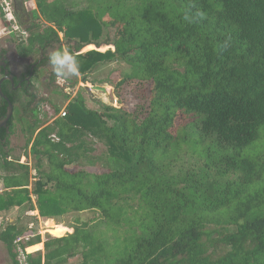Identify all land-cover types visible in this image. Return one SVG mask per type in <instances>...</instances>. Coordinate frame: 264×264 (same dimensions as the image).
<instances>
[{"label": "trees", "instance_id": "trees-1", "mask_svg": "<svg viewBox=\"0 0 264 264\" xmlns=\"http://www.w3.org/2000/svg\"><path fill=\"white\" fill-rule=\"evenodd\" d=\"M63 1L34 2L46 20L62 9L56 23L64 43H72L83 83L98 65L120 62L127 69L114 84L117 108L90 109L77 95L65 118L44 128L40 121L57 115L58 106L48 98L51 112L30 115L31 170L8 162L4 150L15 114L26 115L29 103L13 109L8 133L0 129L6 172L0 212L29 206L58 225L68 214L96 215L75 218L68 234L48 238L44 254L30 228L1 226L11 264H20L22 236H30L19 244L25 264H69L76 257L78 264H264V0H119L97 10L102 0H83L88 7L78 11ZM41 27L27 29L28 54L35 44L59 41ZM103 28L114 34L104 42L112 49L100 53L91 45L100 47ZM84 47L90 51L79 54ZM133 84L140 103L121 106L122 91ZM6 109L0 99V120ZM88 137L105 145V169H68L96 159ZM180 137L200 153L183 158ZM126 190L133 199L122 196ZM97 231L116 236L115 244L106 245ZM26 248L37 252L25 254Z\"/></svg>", "mask_w": 264, "mask_h": 264}, {"label": "rangeland", "instance_id": "rangeland-1", "mask_svg": "<svg viewBox=\"0 0 264 264\" xmlns=\"http://www.w3.org/2000/svg\"><path fill=\"white\" fill-rule=\"evenodd\" d=\"M34 1L35 0H23L25 9L29 10V15H32V13H34L32 15L34 16L33 24H37V23L42 24V27L40 30H38V32L40 31V33H42L43 30H45L46 28H51L52 30L56 32L57 38L59 40L58 42L52 43L50 47L46 50V53L48 54L53 49H59V48H66L69 51H71L72 43H68V44L64 43L63 41L64 34L60 31L56 23L58 22L57 20L59 18V14L60 16L62 14L61 12L62 9H60V7L57 6V9L53 13V15H51V17L48 20H46L43 18V16L39 14ZM117 1L119 2V0H102L101 4H99V6L96 7V10L97 8L101 9L103 7L102 5L103 3L104 4L109 3L110 5L115 6ZM119 3H121V1ZM61 5L63 6V8L67 7L70 10H77V11L88 7L87 3L83 0H65L62 2ZM129 7L130 6L128 5L120 6L118 9L119 11H122V10H127V8L129 9ZM5 22L6 21L4 19V16L2 19L0 15V47H3V48L8 47L7 45L9 44V37L12 39H15V37L17 36L19 38L18 40L20 39L23 41L25 40L21 37L22 35L19 32L17 33L11 32L9 35L8 32L10 28L7 26V24H5ZM24 29L25 30L29 29V26L27 27L25 26ZM113 34H114V31L112 29L103 28L102 35L98 41V43L100 44V47L96 49L94 45H91L93 46L92 50H96L97 52H100V53L106 52L109 49L111 50L112 47L109 45L106 46L104 42L106 39H109L108 37L113 38ZM86 47L81 49L79 54L90 51V50H87ZM100 49H102V51ZM14 64L15 63L12 62L11 65L13 66ZM126 69H127V66L120 62H111V63H106L104 65H98L95 67L94 70H92L90 73L86 75L87 76L86 83H83L79 73L75 75L72 73H69L67 78L63 77L64 79L63 82H60L59 80L60 77H57L56 75H54L53 77L54 86L52 85L53 88L48 90V88H46L47 81L45 80V82H43V84L41 85L40 90L38 89L37 91L38 98L48 97L50 101H52L51 103L53 105H56L59 107L60 109L59 112H61L62 110L67 111L66 109L68 107V103L73 98H75V96L77 95H80L83 97L85 105L90 109L92 108L94 110H98L97 103L116 108L119 106V104H118V99L116 98L115 93H114V84L117 80H119V77L121 76L120 72L121 71L124 72ZM48 74H50V72H48ZM85 86L89 88V92L85 90ZM92 87L105 88L106 93L94 91L91 89ZM63 94L69 95L68 99L63 98ZM122 95H123L122 99H124L125 102L120 103L121 106L126 105V104L127 105L129 104L137 105L140 103V99H141L140 89L138 86H135L134 84L127 86L122 91ZM44 101H46L45 103L47 104L44 103L40 106V110H39L40 116L42 115L41 110L51 112L52 107H53L49 101L47 100H44ZM29 113L30 111L29 112L27 111V114H26L27 116L26 115L22 116L20 110H18V113L15 114L11 134L8 135L7 137L8 152H9V158L7 157V161L13 162L15 166H17V164L27 166V168L31 170V165L34 163V161L31 160V157L29 155L30 145L29 147L26 146V141L28 138L26 130H27V127L31 126V124L34 125L35 122H34V117H30ZM56 117L57 115H51L50 113V115H48L45 119L43 120L41 119L42 121H40L39 125L42 126V128H44L48 126L50 123H52L51 121L54 120ZM262 130L263 128L261 129V131ZM33 138L34 136L32 137V139ZM32 139H31V143H32ZM88 140L92 142V145H91L93 149L92 156H94V158L96 159H93V163H90V164L83 163L82 165L70 166L68 167V169L73 170V171L83 169L88 172H101L105 169L104 166L107 160L105 145L98 138L88 137ZM178 142L180 143L179 145L180 151L183 154H185L183 158H185V156L189 157L190 155H198L201 151L200 147H198L196 143H194L193 141H188V140L186 141L183 137L178 138ZM244 155L250 156V152L249 151L244 152ZM2 161H3V156L0 155V165L2 164ZM20 171H22V169L17 170V172H20ZM5 174H6L5 171H0V176H3ZM2 192H4V188L0 181V193ZM133 195H134V192H130L128 190L122 193L123 197H129L131 199L134 198ZM31 200H32V204H34L35 206V198L31 197ZM95 216L96 215L91 212L82 213V214H68L58 219V221L61 222V224L58 225L57 222L54 220H45V219L40 218L38 216V212L37 211L31 212V210L29 209V206L13 207V208H10L8 211L0 212V227L10 225V224H17L19 227L30 228L32 230V233H31L32 236L37 235V234L40 235L41 240H42V243H41L42 248L41 250H39V252L44 254V250H45L44 246H45V243L48 241V238H54V237H59V236L63 237L66 234H68V232L70 231L68 226L73 222L75 218H79L81 221L86 222L88 220H91ZM49 223H52L54 227H51ZM57 226L62 228V232H59V233L56 232L55 227ZM95 236L101 239L106 245H109V246L114 245L116 242V236L105 234L103 231H97ZM29 237L30 236L19 237L18 247L16 249L17 259L19 262H23V260H25V255H23L19 244L26 242V240ZM28 249L29 248H26V250H24L25 254H33L37 252V251L27 252ZM79 262H80V258L76 257L74 259H71L69 261V264H78ZM0 264H11V261L5 250V247L3 246L1 242H0Z\"/></svg>", "mask_w": 264, "mask_h": 264}, {"label": "flooded vegetation", "instance_id": "flooded-vegetation-1", "mask_svg": "<svg viewBox=\"0 0 264 264\" xmlns=\"http://www.w3.org/2000/svg\"><path fill=\"white\" fill-rule=\"evenodd\" d=\"M25 11L29 19L27 24L20 25L15 16L18 25L25 32V34L21 36L25 40H18L19 38L16 36L12 41V39L9 37V44L7 45L8 47H0V80H2L0 88L1 91L2 88L7 90L8 95L12 97L13 104H11L13 105V109L20 108L22 110V106H24L26 103H29L27 111L31 112L34 110L33 113H35H29V115H37L36 117L40 118V106L46 102L44 100L48 101V97L38 98L37 91L38 89L40 90V87L43 82H45V80L47 81L46 88H48V90H50L54 86V81L51 82V79L55 74H53V68L48 64V54L46 53V50L52 43L49 45L45 44L41 46L35 44L29 54L25 52V50H29L28 39L30 37V33L25 30L24 27H30L31 25H33L34 21L33 16L29 15V10L25 9ZM8 33L10 35L11 32ZM15 40H17L19 43L15 42ZM12 62L15 63L13 66L11 65ZM5 71L7 72V75L4 74ZM48 72H50V74H48ZM8 77H11L12 81H10ZM0 99L3 98L0 97ZM8 101L10 100L8 99ZM0 142H2V140H0ZM1 144L2 143H0V145ZM7 148L8 147H4V150H7Z\"/></svg>", "mask_w": 264, "mask_h": 264}, {"label": "clouds", "instance_id": "clouds-1", "mask_svg": "<svg viewBox=\"0 0 264 264\" xmlns=\"http://www.w3.org/2000/svg\"><path fill=\"white\" fill-rule=\"evenodd\" d=\"M48 64L53 68L57 77H60V82H63V77L66 75L64 69L72 74L79 73L80 66L76 57L66 48L53 49L47 55Z\"/></svg>", "mask_w": 264, "mask_h": 264}, {"label": "water", "instance_id": "water-1", "mask_svg": "<svg viewBox=\"0 0 264 264\" xmlns=\"http://www.w3.org/2000/svg\"><path fill=\"white\" fill-rule=\"evenodd\" d=\"M13 10H14V14L18 20V22L20 23V25H25L28 22V16L27 13L25 11V7H24V2L23 0H13ZM5 75H7V72L5 71L4 73ZM8 79L10 81H12L11 77H8ZM2 80H0V84H1ZM94 91L97 92H101V93H106V89L102 88V87H92L91 88ZM85 90H87L89 92V88L85 86ZM0 97H2L6 103H7V109H6V115L5 118L0 120V129H6V132L8 133V121L11 118L12 114H13V105L11 104L10 101H8V99L2 94L1 88H0Z\"/></svg>", "mask_w": 264, "mask_h": 264}, {"label": "built area", "instance_id": "built-area-1", "mask_svg": "<svg viewBox=\"0 0 264 264\" xmlns=\"http://www.w3.org/2000/svg\"><path fill=\"white\" fill-rule=\"evenodd\" d=\"M0 10L4 16L5 21H6L5 24H7V26L10 28L9 32H16V33L19 32L21 35H24L25 32L18 25V22L15 18V14H14V10H13V0H0ZM65 115H66V111L62 110L61 112L57 113V117L55 119L64 118ZM54 120H52L51 122H53ZM37 133H38V131L36 132V134ZM17 241H19V239ZM24 261L25 260H23V262H19V263L25 264Z\"/></svg>", "mask_w": 264, "mask_h": 264}, {"label": "crops", "instance_id": "crops-1", "mask_svg": "<svg viewBox=\"0 0 264 264\" xmlns=\"http://www.w3.org/2000/svg\"><path fill=\"white\" fill-rule=\"evenodd\" d=\"M26 250V249H25Z\"/></svg>", "mask_w": 264, "mask_h": 264}]
</instances>
